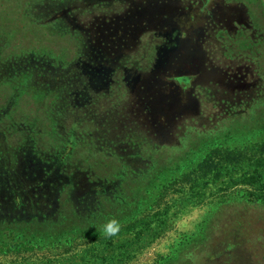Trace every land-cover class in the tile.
I'll return each instance as SVG.
<instances>
[{
	"label": "rangeland",
	"instance_id": "374dc122",
	"mask_svg": "<svg viewBox=\"0 0 264 264\" xmlns=\"http://www.w3.org/2000/svg\"><path fill=\"white\" fill-rule=\"evenodd\" d=\"M215 2L208 7L217 31L206 25L198 41L209 45L204 60L191 45L180 64L170 63V75L179 67L190 76L178 92L160 69L153 76L124 73L125 85L118 72L110 83L103 71L106 63L127 67L119 61L128 53L143 57V67L155 58L175 61L184 48L162 56L154 47L167 34L164 21L130 31L132 52L123 48L114 63L100 60L108 59L106 53L79 66L63 62L69 53L41 23L55 9L46 0L32 2L28 18L24 0H0V240H18L14 231L26 227L77 239L71 250L48 259L12 263L0 256V264H131L137 252L136 264H264V166L252 175L245 160L226 152L264 136V0ZM84 4L66 12L76 18ZM152 6L142 9L157 13ZM128 16L122 31L136 26ZM32 18L41 20L30 24ZM53 23L49 29L66 27ZM183 34L171 32L170 38L183 47L193 37ZM227 102L239 103L238 110ZM145 141L150 144L142 160L120 159L127 152L140 158ZM213 145L223 150L208 173L151 205L163 185ZM124 163L129 172L123 173ZM255 197L260 199L253 202ZM201 216L197 230L184 234L171 255H157L174 237L177 218L191 225ZM112 218L120 222V234L105 238L101 226ZM41 238L42 245L50 241ZM189 253L193 260L185 259Z\"/></svg>",
	"mask_w": 264,
	"mask_h": 264
},
{
	"label": "trees",
	"instance_id": "16d2710c",
	"mask_svg": "<svg viewBox=\"0 0 264 264\" xmlns=\"http://www.w3.org/2000/svg\"><path fill=\"white\" fill-rule=\"evenodd\" d=\"M36 0H24L26 6V10H24V17L28 15L30 5L32 2ZM42 1V0H41ZM96 0H46L47 4L53 6L55 9L47 14V19L43 22H41L43 25H47V30H49L50 33H55V37L60 40V43H62L63 49H66V52L69 53L66 56H69L67 58H64L63 62L65 64L69 63L70 61H76L79 66L85 65V60H93V56L95 58H99L100 56H105L106 53H109V57H111V60L114 62L118 57H120L123 53L132 52V48H128L127 46V40L130 38L131 33L135 32L133 29L131 30H117V31H106V25L107 19L109 14H99V15H90L82 13L81 15H76V18L73 16V14H68L66 11L68 10L69 6L73 7L76 4L79 3H85L84 5L87 6L88 4L94 5L93 3ZM104 1V0H103ZM110 4L114 1L110 0ZM76 3V4H75ZM17 6H19L18 2L16 3ZM24 7V6H23ZM101 8L107 7V3H101L99 5ZM26 11V12H25ZM85 15V16H84ZM51 16V17H50ZM28 18V17H27ZM52 20L48 24L46 23L47 20ZM62 24L63 26H66L63 29H58V27L53 29H49V26L54 21ZM41 20L40 18L35 19L32 18L30 21V24H38L37 21ZM111 20L113 22L114 17L111 16ZM73 22L77 23L78 25H83L81 27H75ZM110 22L109 24H112ZM120 21L117 20L115 23H119ZM90 23H93L95 26L93 30L91 31V28L89 27ZM104 23V24H103ZM56 24V23H53ZM102 25H104V28H101ZM57 26V24L55 25ZM99 27V28H96ZM135 39L136 38H132ZM171 38L168 37V34L160 37L161 41H156V48L157 53H160L162 50L163 44L168 41ZM166 40V41H163ZM139 41L136 40V46L133 48H136L138 46ZM126 47V48H125ZM95 49V53L91 51V49ZM122 48H125L123 50ZM126 54L127 60L134 59V53L133 54ZM100 55V56H99ZM129 55V56H128ZM163 55V54H162ZM136 57L135 59H137ZM100 60H104V58L101 57ZM63 63V64H64ZM64 64V65H65ZM94 71V70H93ZM115 71L120 73V70L115 68ZM104 73V72H103ZM101 75V74H100ZM101 76H104L103 74ZM105 77V76H104ZM121 79L123 76H119ZM259 93L252 95L249 99H253L254 97H257ZM220 101H218L219 103ZM239 103L236 102H227L228 107L232 110V112H235L238 110ZM144 142L141 149V156L140 158L135 157L136 155H133L129 152L125 156V158H120L121 160L125 161L126 158H130V160H142L143 155L146 149L145 144H150ZM264 149V136L258 141L252 142L251 144L240 147V148H233L231 150L226 149V152L232 153L235 156L239 157L242 160H245L249 166L252 167V170L250 174L253 175L254 172H256L257 167L264 166V157H261L262 150ZM223 150L220 146L213 145L210 148L207 149V151L200 157L199 160L192 162L191 167L185 171L184 173H181L178 177H173L170 179V183H166L165 185L160 188V191L154 194V202L151 204L152 206L154 203L157 204L158 201L162 200L163 197L170 191L172 193L177 189V187L182 186L183 183H190L193 181V178H198L201 176H204L205 173H208L210 171V168L213 166L211 162L215 159H217L219 153ZM104 151V150H102ZM102 151H98L99 156H103L105 158V154H101ZM191 154V153H189ZM211 164V165H210ZM124 166V167H123ZM121 169L123 170V173L129 172V165L124 163ZM221 173V172H220ZM120 176H118L119 178ZM264 178V175L263 177ZM182 184V185H181ZM112 186H115V182L112 183ZM94 191V189H92ZM259 197H255L254 199H251L253 202L256 200H259ZM262 200V199H261ZM31 219L28 221L31 224H34ZM27 224V223H26ZM42 227H32L28 228L26 227V230H20L14 231L15 235H18L16 237L18 240L14 239L13 237H9L8 240H0V256L2 258L5 257L4 260H11L12 263L21 262V260H26L30 257H35V259H48L51 257L56 256L59 253H64L71 250L73 248V244L76 243V235L72 233H62V235H57L55 233H50L48 228L46 227V230H43ZM10 231V230H8ZM41 237L46 239L49 237L50 241L46 245H42L40 243ZM46 237V238H45ZM77 245H75L76 247Z\"/></svg>",
	"mask_w": 264,
	"mask_h": 264
},
{
	"label": "flooded vegetation",
	"instance_id": "af4514ba",
	"mask_svg": "<svg viewBox=\"0 0 264 264\" xmlns=\"http://www.w3.org/2000/svg\"><path fill=\"white\" fill-rule=\"evenodd\" d=\"M113 3L110 4V0H96L93 4H97V9L92 10L89 9V11L86 10V7L90 4H88L85 7H81L80 12L88 15H99L107 13L110 17L107 19L106 31H117L122 30L119 29V26L121 25L122 19L126 17V14L128 18H134V23L136 26H132L128 28L129 30L133 29L134 31L137 30H145L148 27H151L154 25V22L161 20L164 21L168 25V29L166 28L165 31L168 34V37L170 38L171 32H184L183 36L187 33L193 34V37L189 38V41L184 43L183 47H180L177 39H169L166 41L163 46L160 53L157 54H165L169 53L171 54V51L174 50V54L176 53V50L178 48H184L183 50H179V54H175L177 58L174 61V56H170V61H164L160 62L158 58L152 59L149 66L143 67V63L145 60L143 57H138L135 61L136 65L132 66V61H129L127 59H121L119 62H127L128 66L125 67L123 64L120 65L115 62V67L106 63L105 68L103 71H105L106 80L110 81V83H114L112 79L114 78L115 68L119 70L121 68L119 76L125 75L124 73H129L131 76L132 74L141 73L142 75L144 73H147L149 76H153L154 74L158 73V70L160 69L161 72L165 71L166 74L165 77H168L170 82L171 80L174 82L175 86L178 88V92H184L185 83L186 80L190 79L189 75H186L184 72H182L179 67L176 72H173L172 75H170V63H177L180 64L186 56L183 54L187 51L185 49L189 48L191 45L194 46L193 48H196L198 50V54L200 55L199 60L203 61L204 56L203 54H206V48L209 47V45H206L204 43L203 48L200 47V43L198 42L201 37V32L203 31L204 27L207 25L211 28L212 31H217L215 28V19L216 15L214 16L211 9L208 7L209 5L215 6V0H112ZM101 3H107V7L101 8L99 5ZM117 5V6H114ZM153 5L152 7L156 8L157 13L153 12V14L150 13L149 9L143 10L142 7L148 6V8ZM79 12V9H78ZM134 15V16H133ZM111 16L114 17V20L112 24H109L111 22ZM148 16H152L153 19H151ZM119 20V23H115V21ZM104 24V23H103ZM99 28V27H96ZM101 28H104V25H102ZM123 29V30H128ZM155 29V28H154ZM176 30V31H174ZM184 39V37H183ZM154 47L156 48V42H154ZM123 49V48H122ZM157 49V48H156ZM208 50V49H207ZM126 53V52H125ZM123 53V54H125ZM178 55L182 58H179ZM163 56V55H162ZM214 57L216 55L214 54ZM108 59L102 60L103 62L109 61L111 63H114L111 60V57H107ZM173 58V59H171ZM187 61L190 62L191 59L187 58ZM167 62V63H166ZM119 67V68H118ZM97 69V68H96ZM101 69L98 67V74H101ZM120 82H123V80L119 77ZM124 83V82H123ZM125 85V83H124ZM103 89V88H102ZM101 89V90H102ZM126 89V87H125ZM124 89V90H125ZM124 90L121 93V95L125 94ZM99 92V91H98ZM101 92V91H100ZM188 92V91H187ZM152 104L157 108L156 101L153 99ZM138 105L141 107V111L144 112V105L143 103H138ZM141 116V115H140ZM147 125V123L145 122ZM148 126V125H147Z\"/></svg>",
	"mask_w": 264,
	"mask_h": 264
},
{
	"label": "clouds",
	"instance_id": "9594fccd",
	"mask_svg": "<svg viewBox=\"0 0 264 264\" xmlns=\"http://www.w3.org/2000/svg\"><path fill=\"white\" fill-rule=\"evenodd\" d=\"M211 211L210 209H206L205 216L207 213ZM205 216H201L197 221L193 222L191 225H184L179 223V218H177V221L173 222L171 231L174 232V237L171 239V241L165 245V250L163 252L157 253L158 256H168L171 255L173 250L178 247L182 237L186 233L195 232L199 226V224L203 221ZM102 235L105 238H113L118 237L121 231V224L120 222L115 219H109L107 220L102 226H101ZM139 255V252L133 254V260L131 261V264H136V257ZM186 260H193L192 254L189 253L186 257ZM155 264V262H154ZM193 264H195V261L193 260Z\"/></svg>",
	"mask_w": 264,
	"mask_h": 264
}]
</instances>
